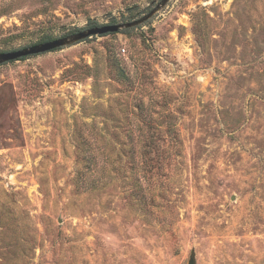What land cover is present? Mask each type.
<instances>
[{
  "label": "rangeland",
  "instance_id": "1",
  "mask_svg": "<svg viewBox=\"0 0 264 264\" xmlns=\"http://www.w3.org/2000/svg\"><path fill=\"white\" fill-rule=\"evenodd\" d=\"M160 0H0V52ZM264 264V0L0 65V264Z\"/></svg>",
  "mask_w": 264,
  "mask_h": 264
},
{
  "label": "water",
  "instance_id": "2",
  "mask_svg": "<svg viewBox=\"0 0 264 264\" xmlns=\"http://www.w3.org/2000/svg\"><path fill=\"white\" fill-rule=\"evenodd\" d=\"M168 1L169 0H160L151 11L144 14L142 17L132 21L89 26L83 30H79L63 37L36 43L16 50L0 52V65L10 61L18 60L22 57L42 54L58 48H62L64 46H69L83 41L94 35H104L107 33L119 32L122 29L137 27L145 23L146 21L151 19L156 13L161 11ZM189 264H197L194 255L191 256Z\"/></svg>",
  "mask_w": 264,
  "mask_h": 264
},
{
  "label": "trees",
  "instance_id": "3",
  "mask_svg": "<svg viewBox=\"0 0 264 264\" xmlns=\"http://www.w3.org/2000/svg\"><path fill=\"white\" fill-rule=\"evenodd\" d=\"M94 25H97L96 23H93V24H91L90 26H94ZM107 34H110V33H107ZM105 35V34H104ZM48 40H51L50 38H48V39H45V40H43V41H41V42H45V41H48ZM28 57H30V56H26V57H22V58H19V59H26V58H28Z\"/></svg>",
  "mask_w": 264,
  "mask_h": 264
}]
</instances>
